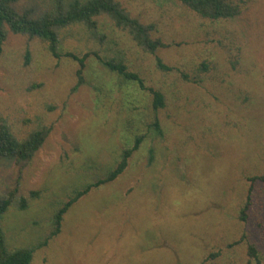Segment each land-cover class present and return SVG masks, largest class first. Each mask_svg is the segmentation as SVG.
Segmentation results:
<instances>
[{
  "label": "rangeland",
  "instance_id": "374dc122",
  "mask_svg": "<svg viewBox=\"0 0 264 264\" xmlns=\"http://www.w3.org/2000/svg\"><path fill=\"white\" fill-rule=\"evenodd\" d=\"M114 1L154 28L165 44L156 56L170 71L106 16L96 18L97 35L80 24L57 30L59 59L5 27L0 118L18 139L52 127L21 171L0 159V195L17 179L21 195L39 194L4 214L8 248L42 242L56 208L144 136L124 172L80 198L31 264H256L250 246L264 264V183L249 181L264 172V0H232L240 15L219 21L177 0ZM15 7L39 13L51 0ZM66 54L87 55L77 88L79 66ZM113 58L144 89L102 66ZM149 89L164 96L156 113Z\"/></svg>",
  "mask_w": 264,
  "mask_h": 264
},
{
  "label": "trees",
  "instance_id": "16d2710c",
  "mask_svg": "<svg viewBox=\"0 0 264 264\" xmlns=\"http://www.w3.org/2000/svg\"><path fill=\"white\" fill-rule=\"evenodd\" d=\"M20 0H0V53L6 40V30L15 35H26L30 39H39L47 44L49 53L59 59L58 53L59 39L57 30L75 24L84 26L89 32L97 35L96 18L100 16L108 17L115 28L125 32L136 47L143 52L153 55L156 66L162 71H170L156 53L165 48V44L153 36L154 28L150 25L142 24L138 19L132 18L121 5L114 0H51V7L46 11L37 13L34 9L18 11L15 5ZM182 6L198 15L200 18L209 21L232 20L240 15V6L232 0H177ZM98 37V36H97ZM101 41V38H99ZM28 58V52L25 54ZM78 63L76 72V88L82 83V72L84 61L87 57L78 58L72 54H66ZM27 64V63H26ZM104 68L113 72L126 81L136 83L144 89L142 80L134 73L128 71L123 59L113 58L101 61ZM203 70L207 66L201 64ZM152 95V108L156 113L164 108V96L159 91L148 90ZM153 127L159 133L158 121L154 120ZM52 131L50 126H39L30 131L25 137L18 139L10 130L3 118H0V159L7 160L15 164L19 171L33 160L37 152L41 149L46 139ZM144 136H136L133 139L131 148L123 149L118 157L115 166L109 169L106 174L97 178L95 182L85 185L81 189L72 192L67 201L60 204L51 217V231L48 236L33 247H22L9 249L6 244L5 233L2 228V220L7 210L14 206L18 210L27 209L28 200L38 197L37 192L28 193L23 196L19 193L18 179L15 187L6 190L0 195V264H31L36 250L48 245L49 241L56 237L62 228L64 215L83 196L93 189H99L108 183L116 180L127 167L128 160L132 153L136 151ZM250 182L264 183V172L256 177L249 178ZM249 207V199L240 212V219L246 220V211ZM249 256L256 264H261L255 249L250 246Z\"/></svg>",
  "mask_w": 264,
  "mask_h": 264
}]
</instances>
